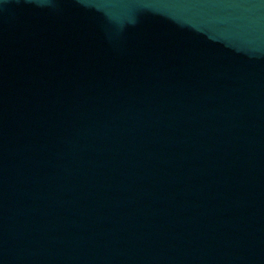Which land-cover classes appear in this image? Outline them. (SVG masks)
<instances>
[{"label": "water", "instance_id": "obj_1", "mask_svg": "<svg viewBox=\"0 0 264 264\" xmlns=\"http://www.w3.org/2000/svg\"><path fill=\"white\" fill-rule=\"evenodd\" d=\"M0 264H264V0H0Z\"/></svg>", "mask_w": 264, "mask_h": 264}]
</instances>
